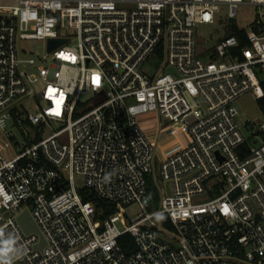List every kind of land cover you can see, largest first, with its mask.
<instances>
[{
	"label": "built area",
	"instance_id": "1",
	"mask_svg": "<svg viewBox=\"0 0 264 264\" xmlns=\"http://www.w3.org/2000/svg\"><path fill=\"white\" fill-rule=\"evenodd\" d=\"M221 18L205 59L196 27ZM262 81L264 0H0V264H264V123L245 133L235 106ZM150 115L174 137L161 158ZM83 187L115 211L98 217Z\"/></svg>",
	"mask_w": 264,
	"mask_h": 264
},
{
	"label": "rangeland",
	"instance_id": "2",
	"mask_svg": "<svg viewBox=\"0 0 264 264\" xmlns=\"http://www.w3.org/2000/svg\"><path fill=\"white\" fill-rule=\"evenodd\" d=\"M254 14H255L254 7L242 6L240 8V12L238 16L232 19L231 21L232 23H236L238 26L248 30L249 23L251 20H253ZM227 24L228 21H226L224 18H221L213 24L200 23L197 25L196 27V33L198 38L197 49L203 58L207 59L210 53L209 49L218 41L220 37L225 36L226 34L225 29ZM26 45L30 46L31 49H33L34 53L36 54H43L45 52V47L42 42L32 41V42H27ZM235 106L238 110V116L236 118L237 123L243 129V131H245V133H247L245 128V122L247 120H250L256 126L264 123V113L260 108L257 97L252 92H247L242 96H240L235 101ZM153 119L158 121H154ZM160 119L162 118L159 115H157L152 117V119L148 118L144 120L145 128L148 130V133L151 139H153L157 147V150L160 154L159 158L162 157L161 155L163 151L166 150L168 146H172L171 144H173L174 141L173 136H170L165 132L159 133L158 131H155V129H157V127L154 126L155 124L158 125L160 124V126L162 125L161 123H158ZM48 133L49 131H46V134ZM127 212L129 216L133 217L134 215H137L139 213V209L136 206H130L127 208Z\"/></svg>",
	"mask_w": 264,
	"mask_h": 264
},
{
	"label": "trees",
	"instance_id": "3",
	"mask_svg": "<svg viewBox=\"0 0 264 264\" xmlns=\"http://www.w3.org/2000/svg\"><path fill=\"white\" fill-rule=\"evenodd\" d=\"M228 31L234 33L238 37L239 45L235 49L236 51L241 50L243 47L249 44L248 39L246 37V31L243 28L239 27L236 23H231ZM261 83L264 89V81H262ZM258 103L264 113V97L258 98ZM156 180H157V176L154 172L146 175V187L151 205L153 207H158L160 200V192ZM80 193L85 201L90 200L95 204L98 212L102 213L100 216H98L101 219H103L106 215L114 212L116 209L114 205L108 203L103 199H100L94 193L87 190L85 187L80 189ZM162 219L164 220L165 226L169 228L172 227V224L167 216L164 215ZM118 241L123 251L128 254H130L136 249V244L134 242V239L129 233L120 236Z\"/></svg>",
	"mask_w": 264,
	"mask_h": 264
},
{
	"label": "water",
	"instance_id": "4",
	"mask_svg": "<svg viewBox=\"0 0 264 264\" xmlns=\"http://www.w3.org/2000/svg\"><path fill=\"white\" fill-rule=\"evenodd\" d=\"M229 34L230 33H227L226 35L228 36ZM64 41H65L64 39H50L49 40V50L56 48L58 45H60ZM18 220L20 224L22 225L23 229L25 230V232L27 233L37 232L40 234L39 229L28 210H24V212L20 215ZM44 242L45 241L43 239L42 243L39 244V246H42Z\"/></svg>",
	"mask_w": 264,
	"mask_h": 264
},
{
	"label": "clouds",
	"instance_id": "5",
	"mask_svg": "<svg viewBox=\"0 0 264 264\" xmlns=\"http://www.w3.org/2000/svg\"><path fill=\"white\" fill-rule=\"evenodd\" d=\"M12 243L13 242L11 240L4 241L3 252L5 254L9 253L12 250Z\"/></svg>",
	"mask_w": 264,
	"mask_h": 264
},
{
	"label": "snow or ice",
	"instance_id": "6",
	"mask_svg": "<svg viewBox=\"0 0 264 264\" xmlns=\"http://www.w3.org/2000/svg\"><path fill=\"white\" fill-rule=\"evenodd\" d=\"M206 18H207V17H206ZM98 80H99V77H95V81L98 82ZM58 103H59V102H58ZM57 114H58V113H57ZM224 211H225V212L228 211L227 207H225Z\"/></svg>",
	"mask_w": 264,
	"mask_h": 264
},
{
	"label": "crops",
	"instance_id": "7",
	"mask_svg": "<svg viewBox=\"0 0 264 264\" xmlns=\"http://www.w3.org/2000/svg\"><path fill=\"white\" fill-rule=\"evenodd\" d=\"M153 115H150V116H148V117H152Z\"/></svg>",
	"mask_w": 264,
	"mask_h": 264
}]
</instances>
